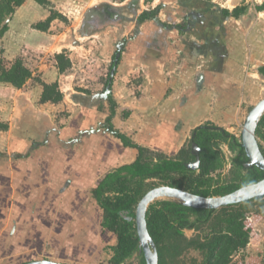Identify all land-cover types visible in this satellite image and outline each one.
Instances as JSON below:
<instances>
[{"label": "crops", "instance_id": "0c3cea01", "mask_svg": "<svg viewBox=\"0 0 264 264\" xmlns=\"http://www.w3.org/2000/svg\"><path fill=\"white\" fill-rule=\"evenodd\" d=\"M49 1L66 15L76 0ZM152 1L160 8L142 22L127 64L128 71H144L139 95L120 98L116 75L111 95L117 108L111 122L136 143L174 156L198 125L238 122L263 97L259 68L264 65V0ZM238 7L244 9L235 17L231 12ZM91 10L87 5L79 26L88 37L94 31L84 23ZM49 14V7L35 0H25L15 9L0 36V58L7 66L27 52L48 51L57 44L58 34L52 30L58 18L45 31L33 27ZM70 29L65 27L63 33ZM39 68L47 83L61 74L54 56ZM30 81L21 88L0 82V264H25L27 256L51 252L48 248L56 245L51 243L58 241L92 240L89 226L75 227L81 225L77 215L83 218L85 207L82 198L73 195L86 190L101 227L102 212L91 188L137 154L105 129L110 111L103 93H68L81 108L58 127L43 121L41 110L49 102H39L42 86ZM121 107L130 111L128 117L121 118ZM75 230L77 237H72Z\"/></svg>", "mask_w": 264, "mask_h": 264}, {"label": "trees", "instance_id": "16d2710c", "mask_svg": "<svg viewBox=\"0 0 264 264\" xmlns=\"http://www.w3.org/2000/svg\"><path fill=\"white\" fill-rule=\"evenodd\" d=\"M25 0H0V36L7 30V19ZM49 7L50 14L42 21L33 24L39 30H47L52 20L63 16L53 9L49 0H35ZM121 1V0H112ZM243 7L233 9L231 14L238 16ZM229 14L228 10H223ZM155 11H143L140 22L152 18ZM59 73L71 66V60L63 50L54 55ZM113 66V64H112ZM264 75V65L259 68ZM109 76V74H108ZM29 80L42 86L40 103H59L63 94L58 82L47 83L35 76L22 57H16L7 66L0 58V82H7L21 88ZM108 78L105 82V87ZM110 103L109 115L106 118V130L120 139L124 146L137 150L135 159L130 163L119 165L97 179L91 188V196L101 209L102 229L111 232L116 242L110 246L112 254L109 264H146L140 252L139 239L135 224V207L140 198L149 189L159 185H169L202 196H216L230 193L241 186L254 183L264 177V171L256 166L246 167L248 162L241 137L236 136L212 122L198 125L191 131L188 146H182L174 156H168L138 144L112 125L115 113V101L111 93L107 95ZM256 136L264 138V114L256 128ZM196 144L197 153L192 152ZM227 144L230 151L228 163L237 170L239 181L218 182L213 173L221 168L224 162L221 144ZM264 156V148L259 143ZM199 158V165L193 169L186 164ZM256 204L253 218L257 220L264 215V196L254 197L243 202L221 206L218 209L193 208L173 199H158L151 202L146 210V224L149 235L154 241L158 255V264L173 261L185 250L192 248L202 254L199 264H231L233 256L255 236L253 223L245 214L247 204ZM207 226L209 231L200 238L187 239L185 230H198Z\"/></svg>", "mask_w": 264, "mask_h": 264}, {"label": "rangeland", "instance_id": "374dc122", "mask_svg": "<svg viewBox=\"0 0 264 264\" xmlns=\"http://www.w3.org/2000/svg\"><path fill=\"white\" fill-rule=\"evenodd\" d=\"M256 1L263 2V0ZM158 3L159 2L153 3L152 0H91L90 2L76 0L74 4L72 3L71 8H67V14L62 15L63 18L59 19L60 21L58 23H55L52 30L53 34H58L57 44L48 51L43 49L31 53L27 52L22 57L26 65L31 68L35 76L40 79L42 72H39V67L45 64L49 65L56 53L64 50L71 60V66L61 74L59 73L60 75H58L55 80L58 82L59 89L63 94V98L60 101L62 103L60 105H58L59 103H49L48 106H44L41 110L44 113L43 115H45L43 116V121L46 120L51 124L53 123L61 127L63 122L67 120L70 115H76V109L80 106H76V104L73 103L68 93H103L105 90V82L109 77L108 74L110 73L114 56L119 46L122 48L112 78V84L117 75L118 80L120 79L117 85L121 86L119 87L122 95L120 98L125 101L130 97L129 95L133 96V93L134 95H139V85L144 77V71L142 68H135L133 71H128L129 67L127 64L132 61L130 60L133 56L132 41L137 35V31L145 25V23L138 20L139 15L143 11L154 10L157 12L156 10L160 8ZM221 3L225 4L224 2ZM87 5L92 7V10L89 18L86 20L88 22L85 21L84 26L85 29L89 28L92 32L94 31L89 37L79 32V26L82 24V12ZM181 25L184 24L181 23ZM67 26L71 27L70 31L63 33ZM142 52L144 51L142 50ZM5 64L7 65V63ZM30 82L32 84L37 83L33 80ZM110 91L109 93L112 94V86ZM262 95L264 97V90ZM97 97L101 99L100 95H97ZM113 97L114 96L111 95L112 100H114ZM103 98L106 100V107L109 108L110 103L107 96ZM99 108L101 109L102 105H100ZM116 108L117 104L115 105V109ZM249 109L250 108L246 109V112L242 114L238 122L235 121L225 126L228 128L227 130L229 132L234 133L238 137L240 136L243 120ZM120 112L121 118L128 117L130 114V111L123 107H121ZM104 124H106V121ZM225 127L223 128L226 129ZM257 140L264 148V138L257 137ZM189 143L188 138L184 146H188ZM221 148L225 160L221 168L213 173V176L218 179V182L239 181L237 170L226 160L230 153L227 144H221ZM60 187L64 188L65 186L62 185L59 186V188ZM85 187L86 186H84L83 189ZM73 196L82 198L83 207H85L83 218L77 215V218H80L77 219V221L81 225L75 227L87 228L89 226L90 228H88L91 231L90 236L92 240L84 243L77 241H72L71 243L63 242L62 244L60 241L51 243L56 244L55 247L52 246L48 248V250L51 249V252L45 253L41 251L42 254L40 253V256L36 258L32 255L27 256L26 262L49 259L67 264H109L108 260L112 254L110 246L115 244V236L110 232H105V230L98 225L96 208L93 200L88 198L86 190L80 191V193L74 194ZM255 207H258V205L254 203L247 204L245 207V214L253 223V231L255 232L257 230L261 236H258L255 232V236L247 246L233 256L231 264H264V215L255 220L253 218V209ZM81 220L82 222H80ZM95 231L97 232L96 235L100 234L98 238L96 235L93 236ZM208 231L209 228L205 225L198 230H185L184 236L187 239L200 238ZM76 233L77 230H75L74 236L72 237H77ZM74 240H76V238ZM201 259L202 254L198 250L189 248L175 260H168L167 264H199ZM129 264H137V261L133 260Z\"/></svg>", "mask_w": 264, "mask_h": 264}, {"label": "water", "instance_id": "95a60500", "mask_svg": "<svg viewBox=\"0 0 264 264\" xmlns=\"http://www.w3.org/2000/svg\"><path fill=\"white\" fill-rule=\"evenodd\" d=\"M121 46L118 47L111 67L108 83L103 92V96L106 97L110 92L112 78L115 73L116 64L120 57ZM264 114V97L255 103L247 112L242 129L240 131L241 143L245 151V155L248 158V162L244 165L246 167L256 166L264 171V156L260 150L259 142L256 136V128L260 121V118ZM198 147L194 143L192 145V152L197 153ZM188 167L193 169L199 165V158L196 157L194 162L187 163ZM264 196V177L254 183L244 185L238 189L224 194L216 196H202L172 187L169 185H159L153 187L145 192L140 198L135 207V224L136 232L139 239L140 252L143 253L146 264H158V255L156 246L153 239L148 233L146 224V210L148 205L158 199H173L181 202L182 204L193 208H208L218 209L221 206L235 204L243 202L245 200L252 199L254 197L260 198ZM25 264H67L57 262L49 259H40L26 262Z\"/></svg>", "mask_w": 264, "mask_h": 264}]
</instances>
